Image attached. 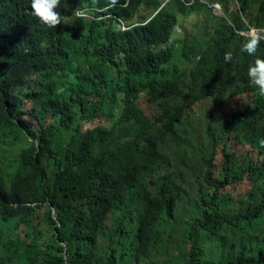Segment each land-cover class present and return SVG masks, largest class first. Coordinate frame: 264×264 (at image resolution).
Here are the masks:
<instances>
[{"label": "trees", "instance_id": "1", "mask_svg": "<svg viewBox=\"0 0 264 264\" xmlns=\"http://www.w3.org/2000/svg\"><path fill=\"white\" fill-rule=\"evenodd\" d=\"M216 1L228 22L177 34ZM30 3L0 0V264H264V96L246 74L264 40L242 51L264 0H61L56 28Z\"/></svg>", "mask_w": 264, "mask_h": 264}, {"label": "clouds", "instance_id": "2", "mask_svg": "<svg viewBox=\"0 0 264 264\" xmlns=\"http://www.w3.org/2000/svg\"><path fill=\"white\" fill-rule=\"evenodd\" d=\"M61 0H31L30 7L32 14L45 26L48 28H56L61 24L68 25L69 18L61 15L57 9L60 6ZM115 2V0H113ZM209 2V1H208ZM208 2L203 3L204 9H199L201 11H210L213 21L210 25H214L215 28L219 27L223 20L228 22L226 15L222 9V5L216 1L210 4ZM107 9V8H104ZM90 10L88 8L78 7L73 11V16L78 19H86L90 16ZM248 33V38L242 46V51L247 52L250 56L256 54L257 49L260 46V42L264 40V29L250 27ZM246 35L245 33H243ZM225 61H231L232 54L227 52L224 55ZM247 76L249 84L258 89L259 94L264 96V59L256 58L252 62L247 70Z\"/></svg>", "mask_w": 264, "mask_h": 264}, {"label": "rangeland", "instance_id": "3", "mask_svg": "<svg viewBox=\"0 0 264 264\" xmlns=\"http://www.w3.org/2000/svg\"><path fill=\"white\" fill-rule=\"evenodd\" d=\"M161 2L164 4L166 0H161ZM186 12L187 13L184 16L182 17L179 16V26H178L179 32L177 34L180 33L181 37H184L185 35H196L199 32V29L196 27V24L199 27L209 26L211 22L213 21L210 11L206 12V11H201L199 9H188ZM245 34L248 35V33H245ZM146 106L148 105L146 104L144 107ZM154 109L155 108L153 106H150L149 108L150 112H152ZM225 112H226L225 108L223 110H213V107H211L210 104H207L204 108L200 110L199 114H201L202 120H207L211 116L215 115L216 119L214 123L217 124L219 121H221L224 118ZM196 117L197 119H199L198 116L194 114L193 123L195 125L196 131H198L201 125L199 122L195 121ZM202 131L205 133L206 128H203ZM200 136L206 138V135H200ZM200 143L201 145H206L205 140L202 138H200ZM16 153H17V150L14 149L8 154V156L15 157L17 155ZM172 161H173V167L177 169L181 161L180 156L178 154H175L174 156H172ZM182 174L186 176L188 173L184 171V169H182ZM197 186H198L197 183L192 184V182H188L187 184L184 185V188H186L189 192H192L193 190L197 189Z\"/></svg>", "mask_w": 264, "mask_h": 264}, {"label": "bare ground", "instance_id": "4", "mask_svg": "<svg viewBox=\"0 0 264 264\" xmlns=\"http://www.w3.org/2000/svg\"><path fill=\"white\" fill-rule=\"evenodd\" d=\"M95 4V3H94ZM95 8V7H94ZM240 12V11H239ZM242 67H244V66H242ZM245 69V68H244ZM187 70V69H186ZM237 70V69H236ZM232 71V70H231ZM240 71V70H239ZM195 72V71H194ZM196 73H197V71H196ZM199 74V73H198ZM234 74V73H233ZM247 74V73H246ZM204 75V74H203ZM231 75V74H230ZM225 76V75H224ZM233 76H235V74L233 75ZM200 77V76H199ZM227 78H228V76H227ZM197 80V79H196ZM204 80V79H203ZM197 81H199V80H197ZM228 81V80H227ZM205 83V82H204ZM224 83V82H223ZM164 85V84H163ZM177 85V84H176ZM231 85H232V83H231ZM220 86H221V84H220ZM163 87H165V86H163ZM236 87V86H235ZM215 88V87H214ZM219 88V87H218ZM160 89V88H159ZM227 89H228V87H227ZM208 90V89H207ZM217 90V89H216ZM219 90V89H218ZM213 91H215V90H213ZM211 92V91H210ZM220 93V92H219ZM213 94H215V93H213ZM234 94V93H233ZM211 95V94H210ZM157 96V95H156ZM204 96H206V95H204ZM158 97V96H157ZM159 99V98H158ZM201 99H203V98H201ZM153 100V99H152ZM217 100H219V99H217ZM163 101V100H162ZM224 101V100H223ZM214 103V102H213ZM217 103V102H216ZM173 104V103H172ZM153 105V104H152ZM150 108V107H149ZM168 108V107H167ZM197 110V109H196ZM140 112V111H139ZM143 112V111H142ZM165 112V111H164ZM234 112H236V111H234ZM139 114V113H138ZM167 114V113H166ZM154 115V114H153ZM159 117V116H158ZM162 117V116H161ZM213 118V117H212ZM232 118V117H231ZM168 119V118H167ZM169 120V119H168ZM155 123V122H154ZM164 123V122H163ZM167 123V122H166ZM169 125V124H168ZM164 130V129H163ZM162 131V130H161ZM160 132V131H159ZM163 132V131H162ZM165 132V131H164ZM167 132H168V130H167ZM161 133V132H160ZM170 133H172V132H170ZM263 136V135H262ZM151 137V136H150ZM107 138V137H106ZM153 139V138H152ZM155 139V138H154ZM157 139V138H156ZM160 138H158L157 140H159ZM156 142V141H155ZM157 143V142H156ZM154 144V143H153ZM156 145V144H155ZM123 148V147H122ZM179 148V147H178ZM106 149V148H105ZM153 150V149H152ZM237 150V149H236ZM192 151V150H191ZM245 151V150H244ZM121 154V153H120ZM135 154V153H134ZM155 154V153H154ZM165 155V154H164ZM149 156V155H148ZM147 156V157H148ZM153 156V155H152ZM195 156V155H194ZM117 157H120V156H117ZM138 157V156H137ZM150 158V157H149ZM115 159V158H114ZM138 159V158H137ZM141 160V159H140ZM139 160V161H140ZM144 160H146V158L144 159ZM111 161H112V159H111ZM142 161V160H141ZM205 162V161H204ZM136 163H138V162H136ZM150 163V162H149ZM163 163V162H162ZM172 163V162H171ZM109 164V163H108ZM139 164V163H138ZM137 164V165H138ZM97 165V164H96ZM145 165H147V164H145ZM172 165V164H171ZM143 167H144V165H142ZM150 166V165H149ZM161 166V165H160ZM137 166H135V168H136ZM131 168V167H130ZM194 168V167H193ZM102 169V168H101ZM137 169V168H136ZM100 170V169H99ZM116 170V169H115ZM142 170H143V168H142ZM120 171V170H119ZM133 171V170H132ZM176 171V170H175ZM117 172V171H116ZM103 173V172H102ZM112 173V172H111ZM93 175V174H92ZM102 176V175H101ZM94 178V177H93ZM88 182V181H87ZM84 185V184H83ZM151 202V201H150ZM104 204V203H103ZM110 208H111V206H110ZM124 212V211H123ZM122 212V213H123ZM140 217V216H139ZM142 220V219H141ZM124 221V220H123ZM218 239V238H217ZM223 243V242H222ZM159 249V248H158Z\"/></svg>", "mask_w": 264, "mask_h": 264}]
</instances>
